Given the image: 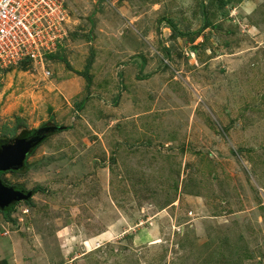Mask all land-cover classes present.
I'll return each mask as SVG.
<instances>
[{
	"label": "rangeland",
	"instance_id": "rangeland-1",
	"mask_svg": "<svg viewBox=\"0 0 264 264\" xmlns=\"http://www.w3.org/2000/svg\"><path fill=\"white\" fill-rule=\"evenodd\" d=\"M63 4L62 59L0 68V139L65 126L0 174L40 188L0 264H264V0Z\"/></svg>",
	"mask_w": 264,
	"mask_h": 264
},
{
	"label": "built area",
	"instance_id": "built-area-1",
	"mask_svg": "<svg viewBox=\"0 0 264 264\" xmlns=\"http://www.w3.org/2000/svg\"><path fill=\"white\" fill-rule=\"evenodd\" d=\"M68 19L63 0H0V68L21 61L43 66L65 36Z\"/></svg>",
	"mask_w": 264,
	"mask_h": 264
},
{
	"label": "water",
	"instance_id": "water-1",
	"mask_svg": "<svg viewBox=\"0 0 264 264\" xmlns=\"http://www.w3.org/2000/svg\"><path fill=\"white\" fill-rule=\"evenodd\" d=\"M58 127L43 125L14 139H0V172L18 170L30 149ZM28 197L30 192L5 185L0 180V209Z\"/></svg>",
	"mask_w": 264,
	"mask_h": 264
},
{
	"label": "trees",
	"instance_id": "trees-1",
	"mask_svg": "<svg viewBox=\"0 0 264 264\" xmlns=\"http://www.w3.org/2000/svg\"><path fill=\"white\" fill-rule=\"evenodd\" d=\"M58 50V49H57ZM55 51V52H53V53H49V54H46V57L47 58H49V57H57V58H59V59H62V56L60 55V54H57V52L58 51ZM19 64L21 65V67H23L24 66V64H28V62L27 61H21V62H19ZM17 123L18 124H21L22 122H21V120L18 118L17 119ZM43 125H45V124H43ZM42 125V126H43ZM59 127L55 130L56 132L57 131H59V130H62V129H64L65 128V126H63V125H58ZM32 130H34V129H30V130H28V129H26L25 127H22L20 130H19V132L14 136V137H12V138H10V139H14V138H16V137H19V136H22L23 134H25V133H27V132H30V131H32ZM46 138V136H44L36 145H34L31 149H30V151L28 152V154L26 155V157L29 155V154H31L32 153V151L35 149V147L41 142V141H43L44 139ZM26 157H25V159H24V161H23V163H22V165H21V167L18 169V170H22L23 168H24V166H25V160H26ZM15 171V170H14ZM2 172H0V174H1ZM14 188H19V189H21L20 187H15L14 186ZM40 188L39 187H34V188H32V189H30V190H27V191H25V192H30V195H32L35 191H37V190H39ZM25 203H28V204H31V202H30V197H28L26 200H25ZM14 204V203H13ZM13 204H10V205H8L7 207H4L3 209H0V211H2V212H9V210H10V208L12 207V205Z\"/></svg>",
	"mask_w": 264,
	"mask_h": 264
},
{
	"label": "crops",
	"instance_id": "crops-1",
	"mask_svg": "<svg viewBox=\"0 0 264 264\" xmlns=\"http://www.w3.org/2000/svg\"><path fill=\"white\" fill-rule=\"evenodd\" d=\"M31 205V204H30ZM99 232H103V233H105V234H107L103 239H108V238H110L111 237V234H112V229H111V225L110 226H108V227H106V228H104L103 230H101V231H99ZM99 232H97V233H99ZM96 233V234H97ZM95 235V234H94ZM86 239H88L87 240V242L89 243V245L90 246H92L94 243H96V241L97 240H92V238H90V236L89 237H85V238H83L82 239V242H81V248L82 249H84V244H83V242L84 241H86ZM96 239H99V238H96ZM102 239V238H101ZM12 246H13V248L14 247H16V240L15 241H13L12 242ZM92 250V249H91ZM1 259H3V257L1 256V258H0V262H1ZM62 262H59V263H57V264H61ZM14 264H15V262H14Z\"/></svg>",
	"mask_w": 264,
	"mask_h": 264
},
{
	"label": "flooded vegetation",
	"instance_id": "flooded-vegetation-1",
	"mask_svg": "<svg viewBox=\"0 0 264 264\" xmlns=\"http://www.w3.org/2000/svg\"><path fill=\"white\" fill-rule=\"evenodd\" d=\"M17 189H19V188H17ZM22 190H23V189H22ZM23 191L25 192V190H23ZM30 197H31V195H30ZM20 201H24V202H25V200H20ZM20 201H18V202H20ZM18 202H15L14 204H16V203H18ZM14 204H13V205H14ZM13 205H12V206H13ZM6 207H7V206H6ZM2 209H3V208H2Z\"/></svg>",
	"mask_w": 264,
	"mask_h": 264
}]
</instances>
